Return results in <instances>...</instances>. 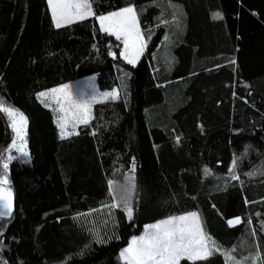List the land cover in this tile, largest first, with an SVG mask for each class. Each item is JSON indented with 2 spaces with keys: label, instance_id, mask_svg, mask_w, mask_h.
<instances>
[{
  "label": "trees",
  "instance_id": "1",
  "mask_svg": "<svg viewBox=\"0 0 264 264\" xmlns=\"http://www.w3.org/2000/svg\"><path fill=\"white\" fill-rule=\"evenodd\" d=\"M129 3L143 9L146 39L151 31L135 66L95 18L56 28L47 0H0V99L27 117L29 152L8 162L13 207L0 217V264H124L132 236L188 212H200L237 257L254 254L257 239L264 254V0H93V8ZM92 76L119 98L94 104L89 124L62 139L56 107L39 93ZM12 138L0 113V155ZM133 159L129 221L104 205L109 179L116 200L127 197ZM235 217L243 222L229 226Z\"/></svg>",
  "mask_w": 264,
  "mask_h": 264
},
{
  "label": "snow or ice",
  "instance_id": "2",
  "mask_svg": "<svg viewBox=\"0 0 264 264\" xmlns=\"http://www.w3.org/2000/svg\"><path fill=\"white\" fill-rule=\"evenodd\" d=\"M170 2V0H169ZM51 9L52 19L56 28L71 25L76 22L95 18L99 24V30L107 35L114 36L120 41L123 48L120 56L130 65L135 66L147 48L148 41L151 39V31L145 33L140 25V13L143 9L137 10L133 3L120 7L117 10L107 13H97L93 8V0H47ZM175 8V5H171ZM219 13L216 14L219 17ZM167 23V21H162ZM167 39V37H166ZM113 58L115 52H110ZM235 63V61H232ZM125 75H128L127 73ZM120 89H113L110 92L96 93L88 98H76L72 92L71 85H62L48 92L39 93L42 102L46 99H53L57 104L54 112L61 115L57 117L56 123L60 130L62 139L72 135H78L77 127L81 124H89L92 117V106L110 99H118ZM45 106H50L45 102ZM0 113L7 118L11 130L14 134L11 145L5 149V155H0L3 161L2 167L5 170L0 174V217L11 215L13 207V193L7 178V169L9 161L13 159L12 150L27 155L26 135H27V117L19 109L12 105L6 104L0 99ZM69 126L71 131H69ZM94 134V133H93ZM179 140V138H177ZM237 161L232 162L230 169L231 178L239 179L236 173ZM206 173L210 170L205 169ZM136 163L133 159L130 168L124 173V180L128 185V195L122 201L115 198L114 185L116 181L109 179L108 195L112 202L104 205L108 209L121 208L129 221L134 215L133 198L136 192ZM255 173H248L254 175ZM264 175V167L261 173ZM240 217L229 219V226H235L242 223ZM251 223V221H249ZM261 228L264 230V222H261ZM252 236H256L253 228ZM98 235V234H97ZM98 243L103 242L102 238L97 239ZM254 247L256 251L250 256L237 257L234 253L236 248L224 249L218 242L207 232L203 220L198 212H188L178 216H169L159 220L156 223L146 225L144 232L140 236H132L128 246L125 247L120 256L124 264H181V261H189L191 264L207 261L216 254L223 256L225 264H244V261L251 258L253 264L264 260V254L260 252V242L257 239ZM6 264V262H4Z\"/></svg>",
  "mask_w": 264,
  "mask_h": 264
},
{
  "label": "rangeland",
  "instance_id": "3",
  "mask_svg": "<svg viewBox=\"0 0 264 264\" xmlns=\"http://www.w3.org/2000/svg\"><path fill=\"white\" fill-rule=\"evenodd\" d=\"M50 12H51V9H50ZM52 16V15H51ZM54 22V21H53ZM55 25V24H54ZM122 58V57H121ZM123 59V58H122ZM124 60V59H123ZM67 85H71L72 86V92L74 94V96L76 98H88L96 93H104V92H101L99 91V89L97 88L96 86V83H95V78L92 76V77H87V78H84V79H81V80H78L76 82H73V83H69ZM59 88V87H58ZM106 92H110V91H106ZM47 101L51 102L53 105H55V107L57 108V104L55 102V100L53 99H46ZM45 100V101H46ZM110 100H113V99H110ZM107 101V100H106ZM93 108V106H92ZM58 113V116L61 115V113L57 112ZM71 127L69 126V131H70ZM13 138H14V134H13ZM12 138V140H13ZM12 143V141H11ZM26 151H27V155H22L20 152L16 151V149H13L12 152H17L19 155L23 156L24 158L28 159L29 158V152H28V147H27V143H26ZM12 155V153H11ZM202 220H203V223H204V216H202V214L199 212ZM156 223V222H155ZM153 224V223H152ZM149 225V224H148ZM204 227H205V223H204ZM145 228V227H144ZM144 232V230H143ZM143 232L140 234L142 235ZM139 235V236H140ZM128 246V245H127ZM121 253V252H120ZM121 258V256H120ZM121 260L123 261V259L121 258ZM124 262V261H123Z\"/></svg>",
  "mask_w": 264,
  "mask_h": 264
}]
</instances>
